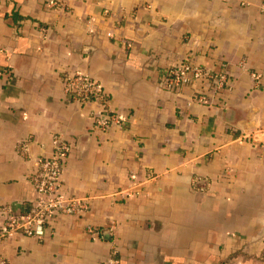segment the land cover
Wrapping results in <instances>:
<instances>
[{"label":"crops","instance_id":"1","mask_svg":"<svg viewBox=\"0 0 264 264\" xmlns=\"http://www.w3.org/2000/svg\"><path fill=\"white\" fill-rule=\"evenodd\" d=\"M49 1L0 0V230L34 203L55 134L72 145L60 190L89 208L1 238L0 259L264 264V0ZM186 59L226 85L167 90ZM77 72L124 126L92 130L98 105L64 92Z\"/></svg>","mask_w":264,"mask_h":264},{"label":"built area","instance_id":"2","mask_svg":"<svg viewBox=\"0 0 264 264\" xmlns=\"http://www.w3.org/2000/svg\"><path fill=\"white\" fill-rule=\"evenodd\" d=\"M54 0L49 1V6H56ZM264 15V4L260 5ZM208 81L217 90L222 89L225 77L213 75L207 69L194 65L186 59L172 67L163 77V85L167 90L181 88L193 81ZM64 92L74 101L92 102L98 105L93 113V131L107 132L115 127H122L125 119L112 111L108 93L102 85L82 73H74L64 79ZM200 101H206L204 96ZM72 149L71 143L59 134L52 137V153L49 157L41 159L30 181L36 193V199L31 208L25 212H11L8 214L3 228L0 230V239L10 234L22 233L26 236L42 237L49 220L57 215H81L89 208V200L86 197L66 196L61 192L62 173L64 161ZM18 150L22 156L28 152L26 144L20 142ZM89 232L96 229L89 228ZM114 253V252H113ZM112 253V254H113ZM0 264H7L0 259ZM103 264H119L117 258L111 255Z\"/></svg>","mask_w":264,"mask_h":264}]
</instances>
